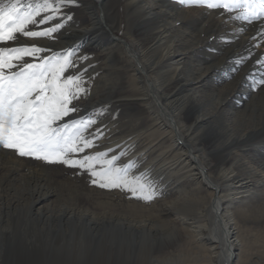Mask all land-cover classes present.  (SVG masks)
I'll use <instances>...</instances> for the list:
<instances>
[{
    "label": "rangeland",
    "instance_id": "obj_1",
    "mask_svg": "<svg viewBox=\"0 0 264 264\" xmlns=\"http://www.w3.org/2000/svg\"><path fill=\"white\" fill-rule=\"evenodd\" d=\"M128 1L129 0L104 1L108 6L105 11L108 16V23L113 27L117 38H124L129 42L141 39L144 42L146 41L143 43L147 45L150 42L148 41V37L141 35L144 33V30H140L141 24L139 18L141 15L138 12L132 11L130 14L127 12ZM76 2L78 7L76 11H68L73 4L67 5L62 9L61 14L55 20L50 21L46 25L34 27L33 30H42L43 28L52 27L57 23L64 22V27L58 33L54 34V39H47L48 41L56 40L64 42L65 39L63 37L68 35V32L78 29L79 26L84 27L88 25L89 22H82L84 14L87 13L84 8L96 6L100 12L102 11V0H76ZM170 9L171 8L164 6L162 10L169 13ZM183 9H186V7L184 6ZM208 10L211 13L213 10L219 11L222 9ZM68 15L72 16V20H66V16ZM116 17L119 19L118 23ZM214 24L212 20H207L205 22L203 34L194 41H192L188 35H185V40L183 34L179 36L178 40L185 42L183 45L184 47H182L184 49L183 53L187 51V57L190 59L188 64L196 66L197 70L195 74H192L193 71L190 72L191 70H186L182 75L178 76L180 79L177 78L171 81V83L169 82L168 86L171 88L169 89L170 91L168 90L169 87L167 88V93L169 96L175 95L176 99L185 97L183 99L184 102H189L187 108H191L193 106L192 104H194L193 107H198V109H193L190 115L193 114L194 118H203L205 120L202 125H198L195 128L193 134L195 137L192 138V144L197 150L204 151L203 153L199 152L202 153L206 159L204 163L212 167L211 169L208 167V171L215 170L213 167L217 165L218 161L222 162L223 156L232 151H234L232 152L233 154L240 155V157H238L239 159L245 156L246 158L244 160H248L254 166H256V164H264V85L260 84V80L264 79V75L262 74L264 63H258L256 57H254L255 55L250 49H247V46L233 39L229 33L228 35L224 33V30L221 28L214 27ZM149 26L152 31L154 29V23L151 22ZM101 38L106 40L107 36H101ZM42 39L46 38L30 39L20 36L17 42H8V44L4 46L15 47L32 44L41 46L39 42L42 41ZM199 39L200 42L198 41ZM26 40H28L29 43H27ZM194 43L201 47L199 51L192 50ZM84 44L85 41L83 40L76 41L75 45H72L70 49H66L73 52L72 59L76 64L75 72L77 74L87 69V72L83 74L82 86L88 89V92L86 95H82L78 101H73L74 105L78 104L81 108L80 113L73 114V117H66L65 122L71 118H91L89 116L99 117L101 120L98 121L95 119L97 124L88 129L86 135H88L89 138H93L90 134L97 132V129H99V138H95V144L100 145V150L102 149L101 151L109 152V149H111L112 151L109 152V158H111L112 155L120 156L119 154L125 153V155L121 156L118 162L119 165L123 166L132 162L135 167L130 170V174L139 175L140 173H148L149 179L153 182L156 195L152 200L146 201L141 198L133 197L128 191L121 189H105L93 185L89 174L77 168H70L62 164L47 163L43 160L24 157L30 165L27 173L36 170L34 179H39L41 185L45 186L44 188L46 191L52 192L56 196L53 203L48 206L49 209L46 211V213L51 216L47 222H45V219L38 223L30 221L27 218L28 213L25 209L20 207L12 209L0 208V264H112V262L118 258H121L124 262L127 260L130 264H140V261L143 259L145 264H149L155 259L160 260V262L162 260L163 262L164 259L159 258V256L163 257L165 252H159L158 249L160 250L161 247L166 248V246L167 248L165 251H171L176 255V258H172L174 263L176 261L179 262L180 258H182L181 256H185V258H189V260L183 263L176 262V264H191L190 260L193 258V251L189 250V248H179V244H184L189 241V239L186 238L187 235L184 233L185 230L183 231V228L178 225L177 218L180 216L192 220L197 219L200 213V209L196 203L197 199L205 196L209 197V195L211 196L212 191L205 192V194H198L194 191V184L185 181V179L182 180V171L180 173L175 171L170 174L161 171L164 170L162 166L166 163L164 162L165 157L160 151L155 154L147 151L146 147L149 141L142 140V142L139 143L140 147H135V140L140 135L138 133L140 130L139 128L142 127L141 125L144 123L143 119L144 117L146 118L147 115L148 118L146 119H149L150 115H144L141 112L143 106L139 104V101L131 102L133 103L132 107L123 105L127 101L135 99L131 98L133 97L132 94H135L137 86L131 78L132 70L128 68L125 71L122 64L123 62L120 59L122 55L119 54V52H115L114 59L105 58L104 56L102 57L101 50H98L95 46L85 49ZM41 47L48 49L53 48L46 45H42ZM229 48H233V51H231L232 49L229 50ZM256 49L264 51L262 45L256 46ZM66 50L46 51L41 55L51 56L53 53L64 55ZM83 57H87V59H82ZM242 57L246 59L243 63L238 64L237 61ZM25 59L31 62V58L26 57ZM213 65L218 66H214L211 70L212 72L216 70L212 75V79L199 83L200 86L197 92L191 91V87L187 80L189 79L195 82L196 80H194V78L198 76L199 70L203 71ZM168 70L169 69L166 68L158 72V69H154L151 73L153 80L158 84L161 83L164 80L162 76H165L164 73H168ZM68 74L69 73H65V75ZM91 75L100 76V80L89 79ZM102 75L107 76L105 78L107 82H105V79V81L103 80L104 76ZM222 84L229 85L222 90ZM222 92L228 97L227 104L230 105L228 112L224 113L215 109V105L219 101L218 99H222ZM209 95L210 98L208 97ZM259 95L263 101H256V104L250 102V97ZM243 108H245V110ZM238 111L239 115L236 116L237 118L234 116H232V118L228 115L229 112V114H231ZM143 127L140 131L144 130ZM229 136L236 140L232 149L225 145V141H228ZM123 141L125 142L122 143ZM127 150H131L132 152L130 151L129 153ZM9 151L14 150L9 149ZM92 151H94V148L86 150V153L92 154ZM212 153L213 155H211ZM242 154L243 156H241ZM127 155L128 158L126 157ZM253 155L255 156L253 157ZM235 161L238 160L236 159ZM38 163L40 165L45 164L46 167H49L45 171H41V167L38 168L35 166L37 169L34 167V165ZM179 169L180 167L177 168V170ZM236 170L234 169V171ZM241 173L242 172L238 174ZM261 174L264 175V173ZM261 174L256 175V177L252 179V184L261 178ZM241 175L246 176L244 172ZM20 180L11 182V185H16L18 188H21V185L24 184L27 189H32L35 186V184L31 183V186L28 188V185L23 179ZM263 188L264 187L261 186L260 189L262 191L259 192V196L257 195L255 200L250 199L252 205L259 204V206H263ZM0 195L4 196L1 192ZM247 195V193H244L243 198L247 197ZM15 197H17V195ZM188 198L190 199L188 200ZM248 216L247 220L251 218L253 221L251 223L246 222V227L241 224L237 216L235 217L236 222H240L238 223L240 228L237 226L239 239L243 243L248 261H255L258 256V258H263L262 262L264 263V234L258 231L261 226H256V222L254 223V220L257 221L260 217L264 218V208H257L254 214ZM119 218L125 221V227H128L127 223L129 222L134 223L142 221L148 223L149 226L153 227L154 233L149 235V238H144V240L141 239L140 235L128 237L127 234H124L123 230L119 228V223H116ZM135 240L138 242L135 243ZM152 246H156L157 252L154 251L155 254L152 255L149 253L150 255H148L150 251L146 252L145 250L152 248ZM165 260L167 259L165 258ZM168 262L167 260V263ZM249 264L253 263L251 262Z\"/></svg>",
    "mask_w": 264,
    "mask_h": 264
},
{
    "label": "bare ground",
    "instance_id": "obj_2",
    "mask_svg": "<svg viewBox=\"0 0 264 264\" xmlns=\"http://www.w3.org/2000/svg\"><path fill=\"white\" fill-rule=\"evenodd\" d=\"M104 1L106 0H102L101 3V10H102L101 12L97 9L96 6L90 8L88 7L84 8V10L87 12L86 13L87 15L84 14L82 22L83 21L89 22L88 25L84 27L79 26L78 29H74L73 31L68 32V35L63 37L65 39L64 42L56 41V40L48 41L47 39H42V41H40L39 44L41 46L46 45L53 47L51 51H56V50L62 51V50L70 49L72 45H75L76 41L83 40L85 41L84 44L85 49L91 46H95L98 50H101L102 57L104 56L105 58L114 59L115 52L116 51L117 53L119 52V54L122 55L120 59L123 62L122 64L125 71L128 68H131L132 70L131 78L133 79L134 83L137 85L135 90L136 92L135 94H132L133 97L131 98H135V99L127 101L123 105H125L126 107H132L133 103L131 102L139 101L140 102L139 104L143 106V108H141V112L144 115L147 114L150 115L149 119H146L148 118V115L146 116V118L144 117L143 119L144 123L141 126L142 127L144 126L143 127L144 130L140 131L142 127L139 128L140 130L138 129L139 130L138 133L141 136L139 135L135 140L136 141L135 147L139 148L140 147L139 143H141L142 140L149 141L146 147L147 151L153 152L154 154L160 151V153H162V155H164L165 157L164 162L166 163L162 166L164 170L161 171H165L169 174L174 173L175 171H177L178 173L182 171L183 173L182 180L185 179V181L194 184L193 185V187L195 188L194 191L197 192L198 194H205V192L212 191L211 196L209 195V197L205 196L197 199L196 203L200 209V213L197 219L192 220L187 217H180V216H178L177 218L178 225L183 228L182 229L183 231L185 230L184 233L187 235L186 238L189 239V241H187L184 244H179L180 241L178 240L179 248L180 249H182V247L185 249L189 248V250L193 251V258L192 259L190 258L191 264H249L251 262L253 264H264L262 262L263 258H258V256L255 261L247 260L243 243L239 239V234L237 229V226L239 227L238 223L241 222V224L244 227H246L247 226L246 222L251 223L253 221L251 218L249 219L250 221L247 220V218L249 217L248 215L254 214L257 208H261V209L264 208V204L261 207L259 206V204L252 205V203H250V199L255 200L259 192L262 191L260 189L261 186L264 187V175L261 174L264 173V164H256V166H254L248 160L247 161L244 160L246 157L243 156V154L241 156H243L244 158L241 157V159H239L238 157H240V155L238 156V154H233L232 152L234 151L231 150L232 151L231 153L223 156L222 162L218 161L217 165L213 167V169L215 170L208 171V167H210V169L212 167L209 164L204 163V161L206 160L202 154L204 151L202 152L201 150H197L192 144V138L195 137V135L193 136L195 128L198 125H202L205 122V120L203 118H194L193 114L190 115L191 111L193 109H198V107L195 108L193 107L194 104H192L193 106L192 107L190 106L191 108H187L189 106V102H184L183 99L185 97L176 99L175 95L169 96V94L167 93L169 82L171 83V81L176 80L178 76L182 75L186 70L189 71L191 70L190 72L193 71L192 74H195L197 70L196 66H192L188 64L190 59L187 57L186 54L187 51L186 53H183L184 50L183 45L185 42H183L182 40H178L180 35L183 34L184 40H185V35H188L191 38V40L194 41L198 39L201 36V34H203L205 30L204 29L205 22L207 20H212L215 23L213 25L214 27L221 28L222 30H224V33H227V35L229 33L233 39L238 40L241 44L247 46V49H250L255 55L254 57H256V60H259L261 61V63H264V51H259L256 49V46L259 45H262L264 47V35H261V33L264 32V28L261 27V25H264V19H261L259 21H254L253 23L249 24L248 22L243 20L232 19L231 17L235 16L237 14L236 12L227 13L225 12V10L222 9L219 11L213 10L210 13L208 8L203 5L181 4L180 0H129L127 3V12L129 14L132 11L138 12L141 15V17L139 18V22L141 24L140 30H144V33L141 35L142 36L144 35V37L147 36L148 41H150L146 45L144 44L146 41L144 42L141 39L135 40L134 42H129L127 41V39L124 38L123 39L119 38L118 40L112 38L116 34L114 33L113 27H111V25L108 23L107 20L108 16L105 13L108 6ZM76 4L77 2L73 4L72 7L68 9V11L70 12L76 11L78 8ZM164 6L171 8L169 13L162 10ZM184 6L186 7V9H183ZM118 22L119 19H117V23ZM151 22L154 23V29L152 31L150 30V26H149ZM101 36H107V39L103 40ZM26 41L27 43H29L28 40ZM198 41L200 42V39ZM193 45H194L192 46L193 51H199L201 49V47L198 44L194 43ZM230 49H232L231 51H233V48H229V50ZM214 66L215 65L208 67L203 71H200L198 69L199 70L198 76L196 78L193 77L194 80H196L195 82H192L189 79L187 80L189 86L191 87L190 89L191 91L197 92V89H199L200 86L199 83L210 81V79H212L213 77L212 75L216 71V70L213 72L211 71ZM217 66L218 65H216L215 67ZM166 68L169 70L168 73H164L165 76H162V79L164 80L159 84L156 83L152 78V74H151L152 71H154V69H158L159 72V70H163ZM262 74L264 75V70ZM102 76H104L103 80L107 77L105 75ZM91 78L94 80H100L99 79L100 76L97 77L91 75L89 79ZM105 82H107V80ZM229 84H224V85L222 84L223 85L222 90L227 88ZM170 88L171 87H169L168 90ZM208 97L210 98V95ZM252 97H250L252 100V101L250 100V102H253L255 104L256 101L260 102V100H262V98H260V95L256 97L254 96ZM227 99L228 97H226L225 94H223L222 92V99H218L219 101L216 103L215 109L222 113L228 112V108L230 105L227 104ZM245 108L243 109L245 110ZM239 111L229 114L231 112L230 111L228 115L230 117L232 116L236 117L237 115H239ZM89 117H91V119H96L98 121L101 120L99 117H95V116H89ZM124 142L125 141H123L122 143ZM235 142L236 140H234L229 136L228 141H225L226 143L225 145L232 149ZM96 145H98V147H94V151H92L91 153L100 150V145L99 144ZM127 151L130 153L131 150H127ZM199 151L202 153H200ZM211 155H213V153ZM254 156L255 155H253V157ZM126 157L128 158V155ZM236 159L238 161H235ZM35 166L38 168L41 167L40 169L41 171L42 170L45 171L49 167V166L46 167L45 164L40 165L39 163L34 165V167ZM177 166L180 167L179 170H177L178 168ZM29 167L30 165L27 162L26 158L18 155L15 151H9V149H4L0 147V192L4 194V196L0 195V208L12 209V208L20 207L22 209H25V211L28 213L27 218L30 221H34L35 223H38L39 221L45 219V222H47L48 219L51 218V216L47 214L46 211L47 209H49L48 206H50L53 203V200L55 199L56 195L52 192L46 191V189L44 188L45 186L41 185L39 179L37 180L34 179L36 175L35 172L36 170L34 171L32 169L33 171L27 173ZM234 169L237 170L234 171ZM240 172H242L241 174H243L244 172L246 176L238 174ZM258 174H261L260 175L261 178H259L257 182L255 183L253 182L252 184V179L255 178L256 175ZM214 178L217 180H215ZM20 179H23V181L28 185V188L29 186H31L30 185L31 183L35 184L34 188L32 189L29 188L30 189L29 190L24 186V184L21 185V188H18L16 185H11V182ZM244 193L248 194L247 197L245 198H243ZM16 195L17 197H15ZM189 199L190 198H188V200ZM236 216L240 221L238 223L235 220ZM117 222L119 223L118 225L119 228L122 229L124 234H127L128 237L131 236L135 237V235H140L141 239L144 240V238H149V235H152L154 233L153 227L149 226L148 223H144L142 221H138L134 223L129 222L127 223L128 227H125L126 226V224L124 223L125 221H123L120 218L117 219L116 223ZM254 223L256 224V226H261L260 230L258 231L261 232V234H264V218L260 217V219H258L257 221L254 220ZM136 242L138 241L135 240V243ZM166 248L161 247L160 250L158 249L159 252H165L163 254L164 258L162 256H159V258L164 259L163 260L164 263L162 262V260L160 262V260L155 259L154 261H151V263L149 264H176L177 261L174 263L172 259L176 255H174V253L171 251L168 252L165 251ZM156 249H157L156 246H152V248L146 249L145 251L146 252L150 251L148 252V255L150 254L153 255L155 254L154 251L157 252ZM141 255L144 256L143 254ZM181 257L182 258H180L179 262L177 263H183L189 260V258H185V256H181ZM165 258L169 261L168 263L167 260H165ZM140 262L138 263L145 264V261L143 259ZM112 264H130V262L128 263L127 260H125L124 262L123 260H121V258L120 259L118 258L115 261H113Z\"/></svg>",
    "mask_w": 264,
    "mask_h": 264
},
{
    "label": "snow or ice",
    "instance_id": "obj_3",
    "mask_svg": "<svg viewBox=\"0 0 264 264\" xmlns=\"http://www.w3.org/2000/svg\"><path fill=\"white\" fill-rule=\"evenodd\" d=\"M75 2L0 0V147L14 150L22 157L77 168L89 174L93 185L121 189L133 197L150 201L156 192L149 174H130L135 167L132 162L120 166L118 162L125 153L111 158V149L86 153L98 147L95 138H99V129L90 134L93 138L86 135L88 129L97 124L95 119L80 117L65 122L66 117L81 111L73 101L88 92L82 86L87 69L79 74L75 72L73 52L66 50L64 55L43 56L42 53L51 49L36 44L4 46L17 42L20 36L54 39V34L64 27L63 23L42 30L33 28L55 20L64 7ZM180 3L236 12L232 19L249 24L264 19V0H180ZM66 20H72V16H66ZM26 57L31 58V62ZM245 59L242 57L237 63ZM260 84L264 85V79Z\"/></svg>",
    "mask_w": 264,
    "mask_h": 264
},
{
    "label": "water",
    "instance_id": "obj_4",
    "mask_svg": "<svg viewBox=\"0 0 264 264\" xmlns=\"http://www.w3.org/2000/svg\"><path fill=\"white\" fill-rule=\"evenodd\" d=\"M112 38H113V39H115V40H116V39H117V40L119 39V38H117V37H115V36H114V37H112Z\"/></svg>",
    "mask_w": 264,
    "mask_h": 264
}]
</instances>
